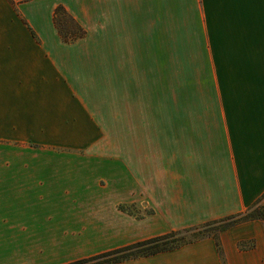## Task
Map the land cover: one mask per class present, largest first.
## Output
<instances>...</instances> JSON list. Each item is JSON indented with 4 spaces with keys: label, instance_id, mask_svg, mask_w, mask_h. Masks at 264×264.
I'll list each match as a JSON object with an SVG mask.
<instances>
[{
    "label": "crops",
    "instance_id": "0c3cea01",
    "mask_svg": "<svg viewBox=\"0 0 264 264\" xmlns=\"http://www.w3.org/2000/svg\"><path fill=\"white\" fill-rule=\"evenodd\" d=\"M57 5L85 36L61 39ZM263 192L264 0H0V264H63ZM128 198L153 213L123 240ZM218 238L117 264H264V221Z\"/></svg>",
    "mask_w": 264,
    "mask_h": 264
},
{
    "label": "trees",
    "instance_id": "16d2710c",
    "mask_svg": "<svg viewBox=\"0 0 264 264\" xmlns=\"http://www.w3.org/2000/svg\"><path fill=\"white\" fill-rule=\"evenodd\" d=\"M53 23L64 42H73L85 36V30L62 5H57L54 8ZM252 220L264 221V192L250 206L238 213L210 220L200 225L172 230L167 233L134 241L63 264H117L131 259L170 251L206 237L214 239L217 251L221 254L219 233L236 224ZM238 246L241 249L250 248L254 246V241H240L238 242Z\"/></svg>",
    "mask_w": 264,
    "mask_h": 264
},
{
    "label": "rangeland",
    "instance_id": "374dc122",
    "mask_svg": "<svg viewBox=\"0 0 264 264\" xmlns=\"http://www.w3.org/2000/svg\"><path fill=\"white\" fill-rule=\"evenodd\" d=\"M115 134H119V132H114V131H100L99 132V136L102 135V137L106 140V143H107L106 148L107 147L111 148V146L113 145V143H114L113 138H114ZM90 151H93V150H89L87 153H89ZM97 151L99 152L98 149H97ZM80 152L83 153V150H81ZM107 154H108V152H107ZM109 156L114 157L113 154H110ZM143 206L144 205H142L141 203L136 204L135 202L134 203L130 202L129 198L123 202L117 203L116 210L120 211L122 213V216H123L122 217V226H123L122 239L123 240H129L131 238V237H129L130 234H129L128 228L130 225V219L132 217L136 218V219H140L144 215L153 213V210L150 207H143ZM179 229H183V228H179ZM176 230H178V229H176ZM111 249H113V248H111ZM127 261H129V260H127Z\"/></svg>",
    "mask_w": 264,
    "mask_h": 264
}]
</instances>
